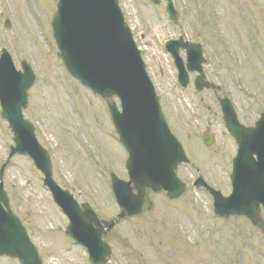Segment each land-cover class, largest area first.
Returning <instances> with one entry per match:
<instances>
[{
  "label": "rangeland",
  "instance_id": "rangeland-1",
  "mask_svg": "<svg viewBox=\"0 0 264 264\" xmlns=\"http://www.w3.org/2000/svg\"><path fill=\"white\" fill-rule=\"evenodd\" d=\"M172 1L178 12L174 22L163 1L118 3L172 133L203 180L226 196L236 146L222 124L217 98L227 97L246 125L264 111V0ZM56 3L0 0V48L9 52L16 68L22 60L33 68L36 79L23 116L50 155L54 181L99 218L109 220L118 208L108 173L126 180L125 154L105 103L73 80L56 56L50 28ZM6 19L8 29L3 26ZM177 37L202 46L203 71L214 89L196 92L194 74L186 88L177 84L176 70L164 50V43ZM0 122L1 165L12 136L7 124ZM206 132L215 138L210 147L201 141ZM177 175L187 185L186 192L175 201L150 194L151 204L107 237L112 253L107 264H264V235L242 218L215 217L210 197L192 186L195 169L181 167ZM3 181L9 208L43 264H87L78 249L65 250L66 220L30 160L12 157ZM260 218L264 222L261 214ZM0 264L18 263L1 258Z\"/></svg>",
  "mask_w": 264,
  "mask_h": 264
},
{
  "label": "water",
  "instance_id": "water-1",
  "mask_svg": "<svg viewBox=\"0 0 264 264\" xmlns=\"http://www.w3.org/2000/svg\"><path fill=\"white\" fill-rule=\"evenodd\" d=\"M166 2V11L175 20L177 13L172 1ZM52 29L59 49L58 56L67 71L104 100L109 101L116 96L121 102L122 113L118 112L113 103H108V109L128 152L126 168L130 181L125 183L111 175L113 192L122 213L111 222H105L106 229H111L126 216L140 213L147 189L153 192L163 191L169 199L178 198L185 188L175 177L174 170L178 164L186 162V159L164 122L158 98L123 24L116 0H59ZM168 45L180 71L179 79L182 75L180 83L186 85V74L177 57L178 48H183L187 54V70L199 73L195 86L199 89L207 87L201 68L203 58L200 46L183 43L182 40L170 42ZM21 65L23 72H16L3 52L0 58V100L2 117L9 123L14 136L15 146L11 148L10 156L25 154L33 160L35 166L44 174V183L54 195L56 203L68 216L70 224L67 234L76 241L78 239L87 243L77 231L86 227L85 222L97 221V218L86 205L81 206L84 210V214H81L76 202L67 192L57 188L51 179L49 157L37 144L32 126L21 115V110L27 105V90L34 82L30 67L25 62ZM221 107L226 128L235 138L239 149L233 162L232 195L223 198L211 191L215 213L224 218L230 215L245 216L255 224L258 222V206L260 203L264 206V162H260L258 168V172L263 170L261 177L256 174L253 179L246 176L244 180L242 168L247 148L244 144L242 150L241 141L248 136L247 143V139L256 130L244 129L238 124L227 100L221 101ZM261 126L262 130L256 132L260 135L258 139L264 135V116L256 124V127ZM203 140L206 145L212 141L207 137ZM261 140L264 141V136ZM4 167L1 168L0 177ZM197 185H201V181ZM133 190L136 194L132 193ZM1 204L7 207L2 181L0 256L17 259L21 264H41L20 222L9 210L4 211ZM108 254L107 248L103 254L99 251L90 253L94 264H104Z\"/></svg>",
  "mask_w": 264,
  "mask_h": 264
}]
</instances>
